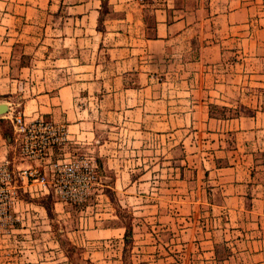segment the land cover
Returning <instances> with one entry per match:
<instances>
[{
  "label": "crops",
  "instance_id": "crops-1",
  "mask_svg": "<svg viewBox=\"0 0 264 264\" xmlns=\"http://www.w3.org/2000/svg\"><path fill=\"white\" fill-rule=\"evenodd\" d=\"M0 103L9 121L65 124L117 184L143 153L180 150L207 186L192 200L206 218L199 264H264V0H0ZM0 159L31 165L1 126ZM20 188L0 264H60L42 202L53 192ZM172 201L155 213L176 214Z\"/></svg>",
  "mask_w": 264,
  "mask_h": 264
},
{
  "label": "rangeland",
  "instance_id": "rangeland-1",
  "mask_svg": "<svg viewBox=\"0 0 264 264\" xmlns=\"http://www.w3.org/2000/svg\"><path fill=\"white\" fill-rule=\"evenodd\" d=\"M71 146H65L66 153L90 156L98 161L93 150L88 151L86 147L74 150ZM178 154V157H169L162 149L161 159H158L157 153L156 158L152 153H143L134 167L125 170L124 182L118 184L116 173L121 171L107 169L103 161L101 164L98 161V184L83 204L62 203L51 193L42 202L48 211L50 241L59 242L60 257L49 260L58 258L60 264H199L207 250H202V244L191 243L200 241L192 238L201 235L206 218L197 211L203 206L198 204V207L192 200L199 192H205L207 186L202 183L200 187L198 183L202 171L186 165L180 150ZM137 178L141 179L126 186ZM21 190L17 187L16 203ZM170 195L176 214H156L158 205L166 209L170 204ZM135 196L139 199L132 198ZM57 201L62 204L56 206ZM189 209L194 212L186 214ZM128 223L132 224L133 238L126 247L124 234ZM170 224L172 229H167ZM104 228L108 229L107 233H100L99 237L91 232ZM3 234L8 233L0 232V236Z\"/></svg>",
  "mask_w": 264,
  "mask_h": 264
},
{
  "label": "built area",
  "instance_id": "built-area-1",
  "mask_svg": "<svg viewBox=\"0 0 264 264\" xmlns=\"http://www.w3.org/2000/svg\"><path fill=\"white\" fill-rule=\"evenodd\" d=\"M12 136L19 144L21 156L29 167L14 170L0 159V232L8 231L18 219L14 205L17 187L37 184L40 192H53L63 203L83 204L98 184L97 162L94 157L65 155L51 158L56 148L70 142L65 124L45 116L32 118L23 112L10 117Z\"/></svg>",
  "mask_w": 264,
  "mask_h": 264
},
{
  "label": "trees",
  "instance_id": "trees-1",
  "mask_svg": "<svg viewBox=\"0 0 264 264\" xmlns=\"http://www.w3.org/2000/svg\"><path fill=\"white\" fill-rule=\"evenodd\" d=\"M0 126L3 132V135L7 138H11L12 137V127H11L10 121L4 118H0ZM125 228L126 230L124 234V240L126 242V247H127L129 242H131L133 238L132 224L131 223L126 224Z\"/></svg>",
  "mask_w": 264,
  "mask_h": 264
},
{
  "label": "water",
  "instance_id": "water-1",
  "mask_svg": "<svg viewBox=\"0 0 264 264\" xmlns=\"http://www.w3.org/2000/svg\"><path fill=\"white\" fill-rule=\"evenodd\" d=\"M8 111V107L5 103H0V115L5 114Z\"/></svg>",
  "mask_w": 264,
  "mask_h": 264
}]
</instances>
